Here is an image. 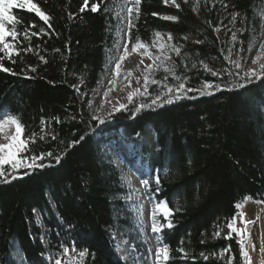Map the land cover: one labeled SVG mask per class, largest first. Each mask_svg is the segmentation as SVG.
<instances>
[{
  "label": "trees",
  "instance_id": "16d2710c",
  "mask_svg": "<svg viewBox=\"0 0 264 264\" xmlns=\"http://www.w3.org/2000/svg\"><path fill=\"white\" fill-rule=\"evenodd\" d=\"M34 2L52 17V27L34 12L12 10L24 23L36 27L30 28L29 40L22 31L19 36L20 47L33 50L21 51L13 57L14 64L5 59V66L17 74L0 71V109L21 119L25 136L37 133L28 155L50 151L62 155V160L57 164L45 159L43 162L52 167L0 184V264H20L13 257L14 244L26 264H50L48 252L58 256L62 246L73 245L78 250L88 249L84 264H128L120 259L114 236L127 213V190L104 150L109 134L120 127L129 135L153 132L151 175L156 170L160 179L159 186L153 187L156 191L159 187L157 197L173 209L170 218L174 227H165L160 233L162 245L171 249L168 264H226L229 257L232 264H245L235 234L232 239L224 236L227 221L238 211L237 202L250 197L264 206V84L227 90L240 81L225 57L231 49V58L240 59L242 70H247L249 56L260 41L263 0H176L179 9L163 0H142L140 17L131 31L133 42L139 36L153 54H159L153 47L154 31L171 33V43L183 45L181 56L170 55L178 74L189 78L188 86L199 88L202 80H209L222 88L213 90L212 96L191 92L189 98L145 108L134 116V104L128 102L127 111L114 112L102 118L103 123L93 119L98 110L95 98L115 55L116 0H89L88 5L84 0ZM92 3L100 4L95 13ZM153 12L160 15L153 16ZM162 15L179 19L165 21ZM40 28L47 34L30 35L31 31L39 33ZM184 36L189 39H182ZM201 60L232 74L223 71L212 77L199 65ZM193 63L197 68H192ZM31 67L36 71H30ZM165 75L161 69L154 78L163 80ZM168 82L174 83L170 76ZM72 85H79V92ZM159 90L149 86L152 95ZM139 103H150V99L136 97L135 104ZM41 127L57 139L47 135L41 141ZM81 136L82 141L67 148ZM25 171L21 169L20 175ZM214 231H220V237L214 238ZM179 247L189 254L186 258L177 251ZM229 247L231 251L220 258V251ZM201 252L209 259L204 260Z\"/></svg>",
  "mask_w": 264,
  "mask_h": 264
},
{
  "label": "snow or ice",
  "instance_id": "6c2138e0",
  "mask_svg": "<svg viewBox=\"0 0 264 264\" xmlns=\"http://www.w3.org/2000/svg\"><path fill=\"white\" fill-rule=\"evenodd\" d=\"M165 4H174L177 9L180 8V4L176 2V0H163ZM185 3H188L189 0H184ZM89 0H84V4L88 5ZM103 3V0H101ZM141 4L142 0H124L122 5V11L126 8L127 16L119 15L117 18L122 22L126 20L127 24V33H125L127 39L124 42L123 52L119 54L118 59L115 62V70L114 75H119V70L121 67V62L130 54L129 53V45L131 46V51L136 52L138 49H143V56H147L150 60L153 61L152 64H148L144 66V82L142 88H136L133 92L128 94L129 104H134L133 116L140 112L145 108L152 107H163L166 104H172L175 101H179L184 98H189L188 93L195 92L198 96H212L214 91H220L222 85L219 83H213L209 80H202L199 88H192L188 86V77L185 75H180L177 72V64L173 61L170 52H174L177 57L181 56V49L183 45L173 44L171 41L173 40V36L171 33H167V38L169 43L165 44L163 42L159 43V54H153L150 51V46L143 42L141 37L136 36L135 42H133V38L131 35L132 29L136 26L135 21L139 19L141 14ZM131 5V6H128ZM16 8L19 10H26L29 13L34 12L36 16L39 17L44 24L48 25L49 28L52 27L50 20L52 17L46 14L41 8L34 2V0H0V71L9 73L12 75H16L17 73L11 67L5 66V59H7L11 63H16V60L13 57L20 56V52H30L33 49L31 47L21 48L20 44L22 41L19 40V36L21 31L23 32L24 39L29 40V30L30 28H35L36 24L31 23L27 24L21 19L19 14H13L12 10ZM100 8V4L92 3L91 11L97 12ZM85 9L82 7L80 9L83 12ZM109 9H105L108 11ZM194 12L198 11V7L196 3H194L193 9ZM135 13V15H133ZM153 16H158L160 14L153 12ZM71 19V16L69 17ZM161 19L165 21L177 22L178 16L176 15H162ZM235 15H233V20H235ZM214 31H218V28H214ZM40 33L47 34L44 28H40V32L37 33L35 31H31V36H37ZM155 39L153 40V46L156 45L157 41L161 37V32L154 31L153 33ZM11 38V39H9ZM233 40L236 39V33L232 35ZM182 39H189L188 36L182 37ZM196 43H203V41L196 40ZM252 44L250 43L249 47L251 48ZM260 49L264 51V44L260 45ZM56 52H59L60 49H55ZM232 50L229 49V55L225 57L226 60L232 65V68L236 70V75L239 77L240 82L232 83L227 90L231 91L234 89H243L247 88L252 84L262 83L264 84V63H260L258 69H248L242 70V63L240 59H232L231 58ZM260 59L257 56L253 59L252 63L256 64ZM40 60L44 63H47L43 56L40 57ZM143 60H141V64ZM156 65L154 68L153 65ZM199 65L203 67L206 72H210L212 77H218L222 74L223 71L228 70H215L203 60L199 62ZM192 68H197V64L193 63ZM163 70L166 74L164 79H157L155 77V73ZM23 72V69H21ZM30 71L35 72L36 68L31 67ZM131 74L129 70L128 73L125 74V78H127ZM228 74L231 75L232 72L228 71ZM171 77V80L174 83H169L168 78ZM80 83H83V79H81ZM137 83H139V78H137ZM110 87L106 89L103 93V97L101 99L100 107H103L104 99L107 98L111 91H114V82L112 80L109 81ZM155 85L160 90L155 94L149 92V86ZM128 86H131V80L128 81ZM78 92L80 90L79 85H72ZM136 97H148L150 99V103H139L135 104ZM118 103V107L113 108V112L119 111H127L128 105ZM91 105V101H89ZM112 113H109L111 116ZM55 121L59 123V118L54 117ZM93 119L99 121V123H103L104 119L94 116ZM45 121L41 119V125H45ZM6 127H13L15 132L13 135L6 137L7 143H0V184L11 183L12 181L23 178V176H27L32 174L36 169H44L46 167H52L51 163H44L45 159L54 160L57 164H59L62 160V155L53 154L52 152H41L39 155L28 153L31 152L30 145L36 143L37 133L33 132L30 136H25V125L22 123L21 119L11 113L5 112L3 109H0V133L4 132ZM39 135V139L42 141L45 139L47 135H51L53 140L57 139V135L52 134L51 132H46L44 127H41ZM84 139V136H81L79 140H72L67 144V148L73 147L75 144H78L80 141ZM63 143V141H61ZM191 163V161H189ZM26 169L23 172V175H20V170ZM149 184L148 180L142 181V186L146 189ZM156 184L159 186L160 179L157 177ZM157 191H159V187H157ZM131 198V197H129ZM245 201L250 199V197H245ZM238 210L228 221H227V235L224 236L225 239H232L233 234L237 238V243L240 246V255L244 258L245 264H250V257L248 251L245 248V244L250 242V232L249 229L251 225L254 223L251 220H247L245 218V214L242 209L243 204L237 202L235 205ZM157 211L163 213V216L167 223H161L157 219ZM173 209H171L167 202L165 201H157L155 207L151 213V230L153 233L159 234L162 229L165 227L171 229L174 227L173 221L170 218ZM175 211H180V208H176ZM237 218H239V223L243 225V227H237ZM220 231H214V238L220 237ZM158 241H162L161 236H157ZM204 241H201L203 243ZM183 244V241H181ZM254 248V245H253ZM177 251L183 254V258H186L189 254L185 251L183 247H179ZM231 249L224 248L220 251L219 256L223 258L225 253L230 252ZM262 251H264V245H262ZM88 255V249H77L74 245L71 247L62 246V252L55 259V264H84V259ZM93 258H94V254ZM215 255V254H213ZM200 256L204 260H208L209 256L200 253ZM171 249L170 246L164 243L161 247H157L155 250V264H168L171 259ZM231 257L228 258L226 264H232Z\"/></svg>",
  "mask_w": 264,
  "mask_h": 264
},
{
  "label": "rangeland",
  "instance_id": "374dc122",
  "mask_svg": "<svg viewBox=\"0 0 264 264\" xmlns=\"http://www.w3.org/2000/svg\"><path fill=\"white\" fill-rule=\"evenodd\" d=\"M123 3L124 0H116V17L119 15L127 16L126 8L122 11ZM262 14H264V0ZM127 31L126 20L122 22L117 18L115 55H112L110 59V68L95 98L98 104V110L95 116L100 118H105L109 113H114L113 108L118 107V103L114 107L112 105L106 111L103 107H100L103 93L110 87L109 81L112 80L114 82V91H111L107 98H114L118 102H122L124 100L123 92L128 91L130 88L133 91L138 87L142 88L144 82V66L153 63L147 56H143V49L132 52L131 47H129L130 54L121 62L119 75H114L115 62L119 54L123 52L124 42L127 39L125 33ZM160 42L165 44L169 43L166 34L162 33L159 41L153 46L154 49H159ZM261 44H264V21L258 46L251 53L247 61V70L258 69L259 64L264 63V51L260 49ZM257 56L260 59L256 64H253L252 61ZM131 57H137L139 61L138 65L132 66L130 62ZM141 60H143L142 64ZM129 70L131 74L125 78V74ZM137 78H139V83H137ZM129 80H131L130 87L128 86ZM107 98L104 99V102ZM128 102L127 100L125 105H128ZM14 132L13 127H6L4 132L0 133V142L5 137L13 135ZM104 150L111 157L113 164L124 178L125 188L127 190V195L124 198V207L127 209V213L122 218V221L120 220L118 222L114 235L119 245L117 250L119 257L123 258L128 264H155V250L157 247H161L162 244L161 241L157 240V236H161V234L153 233L151 230V213L156 202L163 200L157 197V191L153 187L157 179L156 170L151 175V162L155 153L153 132L147 130L145 134L136 133L135 135H129L124 128L120 127L117 132H111L109 134L108 143L104 145ZM143 180L149 181L146 189L142 186ZM242 204L243 207L240 210L245 214V218L254 222L249 229L251 243L246 242L245 244V248L250 257V264H264V251H262V245H264V206L251 199L242 202ZM156 215L161 223H167L162 212L157 211ZM236 226L243 227L239 223V218H237ZM13 257L20 264H26L15 244L13 245ZM47 257L50 264H55V259L58 256L48 252Z\"/></svg>",
  "mask_w": 264,
  "mask_h": 264
},
{
  "label": "bare ground",
  "instance_id": "6f19581e",
  "mask_svg": "<svg viewBox=\"0 0 264 264\" xmlns=\"http://www.w3.org/2000/svg\"><path fill=\"white\" fill-rule=\"evenodd\" d=\"M138 57V56H137ZM137 57H131V59H130V62L132 63V66H135V65H138V63H139V61H138V59H137ZM133 91V89L132 88H130L128 91H126V92H123L124 93V100L122 101V102H119V103H123V104H126L127 103V100H128V94L130 93V92H132ZM110 98V97H109ZM109 98H107L106 99V101L103 103V108H104V110L106 111L108 108H110L112 105H113V107H114V105L115 104H117V100L116 99H114V98H111V99H109ZM118 106V105H117ZM8 137V136H7ZM8 141H7V139H6V137H5V139L4 140H2V142H0V143H7ZM107 143H108V141H107Z\"/></svg>",
  "mask_w": 264,
  "mask_h": 264
}]
</instances>
